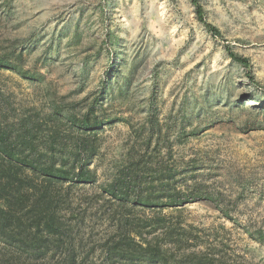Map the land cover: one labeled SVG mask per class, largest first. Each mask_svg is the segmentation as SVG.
I'll list each match as a JSON object with an SVG mask.
<instances>
[{"label": "rangeland", "instance_id": "1", "mask_svg": "<svg viewBox=\"0 0 264 264\" xmlns=\"http://www.w3.org/2000/svg\"><path fill=\"white\" fill-rule=\"evenodd\" d=\"M199 2L221 37L198 22L191 0H0V50L19 55L33 78L0 69V125L34 135L39 150L52 137L94 150L96 183L53 188L65 243L41 264H66L68 249L76 264H110L101 246L126 219L145 230H184L209 244L218 264H264V239H254L264 235V0ZM225 46L247 58L249 70ZM91 105L109 122L94 132L56 114L79 118ZM139 146L154 166L143 163L138 176L168 168L179 187L194 176L217 203H114L103 188Z\"/></svg>", "mask_w": 264, "mask_h": 264}, {"label": "trees", "instance_id": "2", "mask_svg": "<svg viewBox=\"0 0 264 264\" xmlns=\"http://www.w3.org/2000/svg\"><path fill=\"white\" fill-rule=\"evenodd\" d=\"M191 3L196 19L205 30L214 38L221 37L218 28L206 21L199 0H191ZM225 51L233 62L249 70L247 58L238 55L229 46H225ZM20 60L21 57L15 55L14 51L7 53L0 50V69L32 80V74L21 68ZM111 70L118 72L114 63L110 66ZM247 78L254 86H259L249 71ZM101 94L104 96L106 93ZM94 109L95 105L88 106L79 118L71 113L56 114L78 132H94L109 123L94 114ZM35 140L36 137L27 131L14 133L7 126L0 125V264H32L34 260L41 264L47 254L51 255L48 259L53 258L65 243L61 239L63 224L57 217L60 200L53 188L62 184L88 185L97 181L96 172L89 168V161L94 155L93 147H72L52 137V142L39 150ZM134 149L131 147L126 154L127 166L124 171L112 176L103 188V192L117 205L176 208L201 199L217 203L215 196L206 195L200 190L194 176L186 187L175 185V175L168 168L156 170L151 176H138L139 167L150 161L143 160L146 149L139 146V156H133ZM217 207L224 217L229 218V213L221 206ZM130 221L126 219L121 222L101 246L100 251L110 264L220 263V256L211 250L209 244L192 242L184 230L179 232L159 223H154L151 230H145L147 226ZM158 221L163 222V219ZM159 229H164L162 238H149ZM256 235L254 239L263 241L261 231ZM67 251L69 253L64 262L76 264L72 250Z\"/></svg>", "mask_w": 264, "mask_h": 264}]
</instances>
